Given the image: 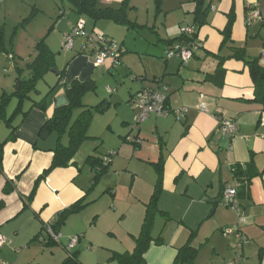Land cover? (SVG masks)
<instances>
[{
  "label": "crops",
  "instance_id": "obj_1",
  "mask_svg": "<svg viewBox=\"0 0 264 264\" xmlns=\"http://www.w3.org/2000/svg\"><path fill=\"white\" fill-rule=\"evenodd\" d=\"M113 1L116 0H102L107 5ZM204 3L210 8L207 22L196 29L197 47L185 64L177 58L166 59V45L151 54L137 53L142 56L130 62L128 49H122L123 44L117 43L121 51L119 60L115 62L108 57L102 65L95 66L92 57L88 56L86 39H76L79 40L75 41L76 46L73 41L71 50L74 54L63 67L62 79L48 95L49 88L57 82V76L47 85V92L42 97L44 109L37 105L31 107L36 101L30 97L26 115L16 123L15 139L6 141L2 147L0 236L4 241L0 246V264H62L64 259L76 252L77 247L80 248L77 252L81 264H119L108 253L133 251L135 236L140 231L144 215V204L149 200L156 181L154 164L160 158L162 184L157 207L170 219L156 216L152 237H160L162 243H150L144 253V264H173L177 249L186 243L192 231L196 232L192 246L199 249L212 241L215 254H222L224 260L233 257L236 250L233 236L225 237L229 238L226 250L216 243V237L222 238L221 228L237 222L235 210L225 206L222 200L223 189L228 185L236 187L235 199L243 211L240 230L247 241L240 249L242 257L246 258L247 264H255V260L257 264H264V122L260 123L264 111L253 100L252 82L242 61L224 59L222 85L207 78L216 69L217 54H227V51H220L219 46L222 41L220 32L230 12L234 16L231 29L234 45L245 47L247 56H250L247 54L249 51L262 50L264 0H204ZM191 4L184 16L186 27H193L191 12L194 4ZM255 4L261 19L246 24V13ZM181 26L178 24V27ZM94 28L95 33L101 31ZM108 30L106 27L101 32L108 36ZM165 33L161 40L180 35L179 30L177 32L173 27ZM182 43L183 40L175 41L171 46ZM119 62H123L125 69L129 70L127 73L131 79L127 86L126 100L129 105H126V120L133 122L136 111L132 99L142 88L162 86L167 96V107L184 110L182 117L178 114H152L137 128L132 127V135L125 140L123 138V143L132 146H127V149L130 160H134L133 167L128 165L122 169L126 170V177L130 175L128 181L133 193L129 200L132 204L127 211L116 204L120 199L117 198L118 189H112L111 196L104 194V189L101 196L95 194L92 172L84 163L89 154L80 156V148L68 166L52 169L35 185L43 171L49 168L53 159L52 150L57 144L54 133L38 138L39 130L55 109V99L64 95L65 87L74 80L82 82L91 79L98 68L110 70ZM57 71L53 73L57 74ZM112 99L115 102L121 100L119 97ZM200 104L204 105L205 111L199 109ZM219 119L236 121V133L223 137L218 131ZM61 141L65 143L66 137L62 136ZM250 159L254 168L262 174L239 183L232 169L235 165L243 166ZM110 162L108 168L115 174V161ZM7 181L14 189L5 193ZM114 184H122L118 173ZM106 188L109 189L110 185ZM32 192L30 200H27ZM78 200H84L86 205L58 223L60 237L58 241H53L45 233L44 226L56 224L58 214ZM99 235L105 238V243L100 245L104 251L102 254L95 250L94 238ZM74 237L78 238L77 243L67 248ZM87 244L94 246L87 247Z\"/></svg>",
  "mask_w": 264,
  "mask_h": 264
},
{
  "label": "rangeland",
  "instance_id": "obj_2",
  "mask_svg": "<svg viewBox=\"0 0 264 264\" xmlns=\"http://www.w3.org/2000/svg\"><path fill=\"white\" fill-rule=\"evenodd\" d=\"M121 1L110 2V5L118 7ZM100 4L107 5L108 3L100 0ZM191 5L190 0H129V8L126 14L128 20L135 23V25L128 27L117 25L108 20H99L92 25L93 22L89 18L78 17V14L72 9L68 0H0V38L4 43V50L0 49V56H3L0 57V96L4 94L9 95L15 90V79L17 77H28L29 70L27 67L36 55L35 46L41 39H44L49 49L54 53L55 65L53 69L46 72L44 77L36 83V89L29 93V96L36 102L42 99L43 95L47 92L48 83L54 81L56 77L53 71L63 69L74 54V51L71 49H63L61 43L63 39L62 32L69 29L76 22V19L85 24L86 32L92 35V37L96 36L92 27L95 26L94 29L101 31L108 27L107 35L118 44H123L122 49H128L127 55H129V61L133 62L139 56H142L137 53L151 54L157 49H163L165 44L160 38L165 37V32L170 31L171 27L177 32L179 30L180 33L186 27L184 16L191 8ZM178 24L182 26L178 27ZM101 31H97V33ZM101 34L104 33L101 32ZM80 38L82 37L75 38L74 43L77 41L76 39L80 40ZM10 54L14 55L15 62L18 64L17 67L20 68L19 70L13 66H9L6 56H10ZM247 54L250 55L248 57L258 58L261 65L264 64L261 48L259 51H249ZM5 67L8 68L7 72H4ZM125 67L123 62H119L110 70L98 68L96 73L91 77L94 81V89L85 92L81 96L80 106L74 110L73 117L80 111L96 106L100 102L105 104L104 110L92 111L86 129V135L90 139L83 142L79 152L82 157L93 154L100 156L104 160L109 158L115 161V171L117 172L113 174L112 170L108 168L101 173L95 180L94 187L96 189L94 192L101 196V191L104 189L103 193L111 196L113 190L115 188L118 189L117 198L120 199L116 201V204L119 208L127 211L130 208V204H132V202L129 203V200H131L130 198L133 193L130 192L131 185H129L128 181L130 175L126 177L127 172L122 169H126L128 165H130L129 167H133L132 162L134 160H130V152L127 149V146L130 148L132 146L129 143H123L122 140L133 134L134 129L132 127H134L135 121L130 122L125 118L127 116L126 105H129L126 100L128 95L127 86L131 80L127 73L129 70L125 69ZM2 91L6 92L2 93ZM112 97H119L121 100H119L120 102H115ZM17 103L18 99L15 96L10 97L5 108L6 117L11 116ZM29 106L30 101L25 100L21 105V111H26ZM21 116V113L13 115L9 120L10 125H16ZM10 131L11 127L6 125L4 119H1L0 138L7 136ZM117 155L118 157H116ZM98 167L99 165H96V168ZM116 173L119 174V180H121L122 184H114ZM109 185L110 188H106ZM119 190L122 191L121 194ZM152 232H154L153 229ZM94 239L95 250L99 254H102L104 251H102L103 249L100 245L105 243V238L99 235ZM216 240V243L220 247L223 246L225 250L228 248L227 243L229 238L222 236L221 239L216 237ZM78 246H82V244H78ZM93 246L94 244H87V247ZM75 251L79 252L80 248L77 247ZM108 254L111 255V252ZM231 258L232 256L224 260L222 254H215L212 250L211 241L210 244L205 243L199 247L193 264H225ZM255 261V264H257L258 261ZM243 264H247L246 258H244Z\"/></svg>",
  "mask_w": 264,
  "mask_h": 264
},
{
  "label": "trees",
  "instance_id": "obj_3",
  "mask_svg": "<svg viewBox=\"0 0 264 264\" xmlns=\"http://www.w3.org/2000/svg\"><path fill=\"white\" fill-rule=\"evenodd\" d=\"M68 2L70 3L75 13L78 14V17L79 16L87 17L93 23H96L99 20H108L114 22L117 25H122V26L133 27L135 25V23H132L131 21L128 20L126 14L127 9L129 8V0H122L121 4L118 7H113L111 5H101L100 0H68ZM191 2L194 4L193 10L191 12L193 16L194 34L192 37H188V38L184 34H180L178 37L170 40H161L164 42L166 46H168V48H171L172 47L171 45L175 41L183 40V43L191 42V40L193 41L195 39L196 29H198L200 26L204 25L207 22V14L210 11L209 6L204 3V0H191ZM78 21L79 19H76V22L71 26V29L77 24ZM233 21H234V16L233 13L230 12L228 14L227 23L224 29L220 32V34L222 35V41L220 43L219 50L222 52L227 51V54L226 55L220 53L217 54L218 63L216 69L213 74H208L207 78L218 85H222L223 75H224V69L222 68V63L224 59L235 58L237 60L242 61L244 65L248 68L249 76L252 82L253 100L259 103L261 106V110L264 111V66L260 64L258 58L248 57L245 52V47H239L234 45L233 41L231 40V29H232ZM71 29L66 33H69ZM84 30H85V24H84ZM86 34L87 36H74L73 41L77 37H84L86 39L89 36L87 32ZM106 37L112 39L108 36ZM63 39H64V34H63ZM3 46H4L3 40L1 41L0 38V49L4 50ZM35 51H36L35 57L28 64V70H29L28 77H17L15 79L16 82L17 80H19V83L17 84V89H15L9 95L4 94L3 96H0L1 98L0 120L4 119L6 125L11 127V131L8 134V136L3 141H0V173H2V165H1L2 147L4 143H6V141L15 139L14 132L15 129L17 128V124L10 125L9 120L16 113H21L22 114L21 118L23 119V117L26 115L27 112L21 111V105L25 100L30 99L29 93H31L36 89L35 88L36 83L44 77V74L46 72H48L50 69H53L55 65L54 53L49 49L44 39H41L36 44ZM120 53L121 51L119 49V56L117 58V61L119 60ZM11 56H12L11 59H9L8 56H6V58L8 59L9 62L10 61L12 62L13 67L19 70L20 68L17 67L16 65L14 55ZM88 56L92 57V53H90V51H88ZM4 70H6L4 72H7L8 68L5 67ZM56 73H57L56 74L57 82L54 86H51L49 88V92L46 95L51 93L54 87L62 79L64 69H61ZM92 89H94V81L90 78L82 82H79L77 80L71 82L69 86L65 87L64 90V95L66 97L67 103L61 107L55 108L51 117L47 119L45 124L39 130L38 138H42L54 133L56 135L57 144L55 148L52 150L53 159L49 168L43 171L42 175L35 181V185L39 181V179L47 175L52 169L57 167L68 166L70 164L71 159L78 151L80 146L83 144V142L86 141L87 139H90V137L86 135V129L88 127V123L92 111L104 110L105 104L103 102H100L96 106L88 107L80 111L77 115H75V117H73V113L74 110L80 106L81 96L85 92L90 91ZM12 96H15L18 99V103L14 108L11 116L6 117L5 108L8 100ZM166 100H167V96L165 98V104L167 106ZM43 103H44V99L42 98L39 102H33L31 104V107L37 105L42 108ZM62 136L66 137L65 143L61 141ZM132 140L133 139H130V141L134 144V141ZM161 161L162 159L160 158V161L154 164L156 169V181L149 200L144 204V215L140 226V231L138 235L135 236V246L133 251L131 253H127V252L111 253L110 258L115 259L116 261L119 262V264H144L145 263L144 253L147 251L150 243L153 242L154 244L157 245H160L162 243L160 237L157 238L152 237V228L156 216L164 217L165 220L170 219L166 212L160 211L157 207V201H158L159 193L161 191V184H162ZM84 163L88 166L89 170L93 174L92 183L94 184L95 180L101 175V173H103L108 169L110 159L108 158L104 160L98 155L89 154L85 158ZM96 165H99V167L96 168ZM232 171L239 183L245 182L247 181V179L249 180L254 175L262 174V172H259L254 168L251 159L243 166L235 165ZM12 189H14L13 186H11L10 182L7 181L4 187V192L7 193ZM32 195L33 192L28 196L27 200H30ZM85 205L86 202H84V200H78L73 204H71L66 209H64L63 211H61L58 214L57 223L51 225L54 232H57L58 223L61 222L67 215L78 211ZM195 234L196 232L192 231L189 234L186 243L177 249V253L173 264H185V263L193 264L194 257L196 256V253L198 251V248L192 246V240ZM62 264H81L78 260V252L76 251L70 254V256L64 259Z\"/></svg>",
  "mask_w": 264,
  "mask_h": 264
},
{
  "label": "built area",
  "instance_id": "obj_4",
  "mask_svg": "<svg viewBox=\"0 0 264 264\" xmlns=\"http://www.w3.org/2000/svg\"><path fill=\"white\" fill-rule=\"evenodd\" d=\"M261 19L257 5H253L246 13L245 21L246 24H251L253 21ZM180 34H184L187 38L192 37L194 34L193 27H185L182 29ZM74 36H87L84 30V23L78 21L77 24L71 29L69 33L64 34V39L62 42L63 49L69 50L72 48ZM86 46L89 48L90 53H92L93 64L95 66L102 65L104 60L108 57H111L117 61L119 56V46L117 42L112 39L107 38L104 34L96 33L95 37L92 35L86 38ZM197 47L196 39L188 43L177 44L168 48L165 52L166 59L177 58L180 62L186 63L192 56L194 49ZM261 55L264 56V45L261 50ZM9 59L12 56H8ZM9 66H13L12 62H9ZM6 71V70H4ZM165 89L161 86L157 88H142L138 91L133 100L132 105L136 111L134 116V127L137 128L138 125L146 120L150 115L156 116H167L169 114L183 116L184 110H170L165 104ZM201 111H205L203 104L199 105ZM264 122V116L260 118V123ZM237 130L236 121L230 119H219L218 122V131L223 137L233 136ZM236 187L230 185L226 186L223 189L222 200L225 206L235 210L237 214V222L232 225L224 226L221 228L220 232L224 237L233 236L235 239V252L230 261H227L225 264H243L244 258L241 255L240 249L242 245L247 241L245 236L240 230V224L243 221V211L238 206L236 199ZM45 233L53 241L59 240V233L54 232L50 224L44 226ZM4 239L0 236V246L2 245ZM78 241L77 237H74L70 240L67 248L73 247Z\"/></svg>",
  "mask_w": 264,
  "mask_h": 264
},
{
  "label": "water",
  "instance_id": "obj_5",
  "mask_svg": "<svg viewBox=\"0 0 264 264\" xmlns=\"http://www.w3.org/2000/svg\"><path fill=\"white\" fill-rule=\"evenodd\" d=\"M19 83V80L16 82V88L17 89V84ZM67 103L65 95H60L55 99V108H58L62 105H65Z\"/></svg>",
  "mask_w": 264,
  "mask_h": 264
}]
</instances>
